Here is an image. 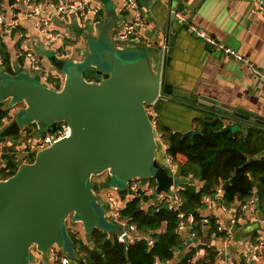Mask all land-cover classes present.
<instances>
[{"label":"water","instance_id":"obj_1","mask_svg":"<svg viewBox=\"0 0 264 264\" xmlns=\"http://www.w3.org/2000/svg\"><path fill=\"white\" fill-rule=\"evenodd\" d=\"M139 1L143 7L157 2ZM123 52L124 48L110 47L93 54L97 61L88 64L87 70H93L90 73L80 69L79 61L66 66L65 60L46 54L51 66L65 70L59 90L42 84L39 76L32 80L19 77L21 68L17 66L13 75L0 73V104L7 102L5 111H12L10 122L0 131V140L10 137L18 142L19 131L30 125L36 128V138L52 133L60 122L71 130L69 138L38 151L32 163L20 161L11 177L0 180V264H30L32 249L45 258L51 248L65 250L64 226L70 217H75L92 246L90 238L95 230L108 233L100 225L94 205L107 210L96 193L107 189L111 181L117 183L114 190L120 200L127 194L126 185L135 179L143 184L155 181L154 199L169 193L171 186L188 183L171 177L157 162V144L146 110L153 107L155 111L165 102L183 104L174 96L168 77L169 51L159 50L156 62L150 56L127 60L121 56ZM102 66L108 71L98 69ZM90 76L92 81L87 80ZM12 100L21 107H12ZM200 106L214 108L206 102L196 107ZM221 118L228 121L222 132L233 133L250 124L264 127L262 117L240 109ZM104 174V182H93L92 178ZM249 230L264 231V216ZM121 232L115 225L109 236ZM241 235L234 237L230 248ZM221 263L219 259L217 264Z\"/></svg>","mask_w":264,"mask_h":264},{"label":"crops","instance_id":"obj_2","mask_svg":"<svg viewBox=\"0 0 264 264\" xmlns=\"http://www.w3.org/2000/svg\"><path fill=\"white\" fill-rule=\"evenodd\" d=\"M40 1L47 2L48 0ZM66 1L71 0H53L54 3ZM101 4L100 17L96 18L88 14L86 18L81 19L75 16V22H70L72 32L79 35L82 34L84 28L92 26L94 34L102 29L106 34L107 29L105 28L113 27L115 24L117 26V22L120 21L118 16H121L123 19L118 26L120 27L117 31L119 33L128 16L118 11L117 0H101ZM252 4L253 0H157L155 3L151 1L146 6H142L143 27L139 30L138 36L128 42L139 51L135 57L150 56L155 62L158 59L159 50L166 48L169 51L167 54L170 57V66L167 68L168 77L173 85L174 96L183 104L165 102L157 110L154 111L153 107L152 110L156 120L170 131L181 134L191 131L192 125L197 120L203 119L206 111L218 114L219 117H227L234 110L240 109L264 119V79L254 75L243 62L225 52L226 49L232 51L264 74V17L251 13ZM0 5L8 22L13 17L17 29L10 31L4 27L0 30L1 43L9 54L12 68L22 67L23 59L20 54L23 49L30 52L36 51L43 57L51 53L54 55L63 53L71 57L74 44L77 53L83 54L84 43L82 41L74 43L76 42L74 38L61 32V24L54 22L55 17L60 23L70 20L69 17L62 20L58 15L50 12L48 19L51 30L60 31L64 38L49 46H43L42 39L35 28L34 19L28 17L29 9L25 0H0ZM28 20H31V24ZM190 26L203 31L214 41L215 45H209L198 39L190 31ZM114 28L110 31L111 37ZM20 35L26 41L25 44L21 41ZM96 43L101 47L97 53L90 50L91 57L110 47L122 48L111 40L102 42L96 39ZM19 59H21V65L18 63ZM73 61L77 60L73 58ZM46 71L51 73L47 69ZM50 78L48 83L53 81ZM63 79L64 75L60 76L61 82L57 78L55 86L61 87ZM90 79L94 78L90 76ZM202 101L214 108L196 107ZM7 104V102L3 103L0 110H5ZM229 108H232V111H229ZM11 114L12 111L8 114L6 112V124L10 122ZM223 123L225 126L228 121L224 120ZM31 131L35 134L36 128H31ZM13 143L18 144L10 137L6 138V142L0 141L1 145L4 144L0 153V165H3L2 157L7 154L13 156L15 165L20 162L11 153L13 149L19 150V146ZM203 215L216 217L221 216V213L217 208H212L204 211ZM256 219L257 216L246 214L239 220V231L243 236H264L263 230H249L256 223ZM179 235L183 239L180 233ZM215 242L216 248L219 249L220 244L217 240ZM192 247H194V242L190 243L187 250ZM234 247L228 248L229 254L233 255L238 251V247ZM177 263L176 255L168 262V264ZM258 264H264V261Z\"/></svg>","mask_w":264,"mask_h":264},{"label":"trees","instance_id":"obj_3","mask_svg":"<svg viewBox=\"0 0 264 264\" xmlns=\"http://www.w3.org/2000/svg\"><path fill=\"white\" fill-rule=\"evenodd\" d=\"M21 65V59L18 60ZM0 68L13 75L10 57L0 38ZM87 80L91 81L90 78ZM60 86L52 89L59 90ZM3 104H0V108ZM6 115L0 110V118ZM225 119L205 112L203 119L192 125L191 135L172 132L157 121L156 131L161 134V141L166 154L178 164V175L187 180L180 192V211L186 217L191 216L192 231L196 233V246L187 250L190 243L182 240L178 233L176 213L168 210L164 203H152L153 197L133 195L124 196L120 201L119 217L134 225L137 235L149 234L152 245L144 238L136 240L129 246L116 241L95 230L90 238L92 246L86 240L78 238L68 229L66 239L72 250L79 257L77 264H165L174 256L177 264H191L198 250H203V257L194 264H217L216 239L220 236L214 231V222L205 232L199 222L205 210L201 199L212 196L214 189L222 185V200L227 207L245 203L251 197L256 199L258 211L264 215V127L250 124L242 130L222 132ZM226 126V125H225ZM35 128L30 125L25 129ZM245 131V132H244ZM35 155L29 156L27 163H32ZM4 168L0 171V180L11 177L17 170L11 154L2 157ZM7 171V172H6ZM105 174L92 178L93 182L104 180ZM155 184L154 180L149 181ZM31 257L35 264H40V255L32 249ZM32 261L30 263H33ZM74 263V262H73ZM57 264V263H53ZM239 264H243L240 262Z\"/></svg>","mask_w":264,"mask_h":264},{"label":"built area","instance_id":"obj_4","mask_svg":"<svg viewBox=\"0 0 264 264\" xmlns=\"http://www.w3.org/2000/svg\"><path fill=\"white\" fill-rule=\"evenodd\" d=\"M118 2V11L122 14L128 16V19L125 20L121 26V31L117 34V38L120 41L128 42L133 38L138 36L139 30L143 27L144 20L142 14V6L139 0H117ZM26 6L29 9L28 17L29 19H34L35 28L38 34L41 37L43 46H49L50 44L59 42L62 40L63 34L60 31L51 30L50 21L48 15L50 12L62 20L69 17V15L74 14L78 18H86L88 14H92L94 17H100L101 14V0H71L66 2L54 3L53 0H48L47 2H42L40 0H25ZM251 13L254 15H261L264 17V0H253ZM182 19V17L179 15ZM12 19L8 22V18L4 14L3 8L0 5V30L4 27H7L10 31L17 30L16 24ZM190 31L200 40L206 42L209 45H215L214 41L207 36L203 31L197 29L194 26H190ZM21 41L25 44L26 41L20 35ZM166 48H162V51H165ZM226 53L234 56L237 60L244 63V65L256 76L264 79V74H261L259 70L254 67L253 64H250L248 61H244L240 56L234 54L230 50H225ZM61 53V52H59ZM58 55V56H57ZM55 54L56 58L64 59L65 55ZM20 57L23 59V64H26L29 69L33 72H41L39 75L40 81L45 86L52 89L55 86V80L58 78L60 81V76H54L51 73L47 72L41 67L40 61L32 54V52L23 49ZM51 77V78H50ZM52 79V82L48 83V80ZM92 81V80H91ZM51 85V87L49 85ZM62 84V83H61ZM149 116L150 122L154 130V138L157 146L163 148V165L168 174L171 177H179L178 175V164L175 163L172 158L166 154L164 145L161 141V134L158 133L155 129L156 127V117L153 114L152 107L146 109ZM7 118H0V131L7 125ZM19 140L18 146L20 152L24 153L25 157L22 159V163H27V159L31 155H35L38 151H41L45 148L52 146L53 144L67 139L71 135L70 127L64 123H57L55 129L52 133H45L39 138L35 137V134L25 128L19 131ZM3 149V146L0 144V153ZM4 168V165H0V171ZM7 172V171H6ZM105 178L102 182H104ZM153 180V179H151ZM150 181V180H149ZM149 181L145 184L141 183L138 179L130 181L125 189L127 195H133L136 198L142 196L145 197H154L156 184H150ZM188 181V179H187ZM99 183V182H94ZM183 185L171 186L169 193H160L155 199L158 200V203H164L168 210L176 213L178 218V231L183 237L182 240L187 243H193L194 247L196 246L195 242L197 241V236L194 231H192V222L193 219L191 216L185 218L183 213L180 211L181 206V197L180 192L183 190ZM107 195L105 204L107 207V212L114 221L115 225L121 227L122 232L120 234H115L116 241L124 246H129L133 244L136 240L144 238L149 246L152 245V241L146 234L142 237L137 235L136 228L134 225L128 224V222L119 217L120 210V196ZM201 203L204 205L205 210L212 208H217L221 213V216L211 217L209 215H202V219L199 222V226L206 232L211 226V219H213L214 231L219 233L220 236L216 239L220 244L219 249H217V258L222 259L221 264H258L264 261V236H243L241 235L240 240L236 243L235 247H238V251L230 255L229 247L230 242L234 239L237 234H240L239 231V220L246 214H252L257 216L255 220L256 223L260 222L261 213L258 211L256 199L251 197L245 203L239 205H231L227 207L222 200V185L217 186L214 189L212 196H205L201 199ZM259 231V230H257ZM264 234V232H262ZM252 238V239H250ZM244 240V242H243ZM241 245V246H239ZM234 247V248H235ZM56 248H51L49 251V260L50 262L57 264H73L71 260L64 256H58L56 253ZM203 250H198L194 257L191 260V263L194 264L200 255H203ZM160 264V263H155ZM165 264H168L165 263Z\"/></svg>","mask_w":264,"mask_h":264},{"label":"rangeland","instance_id":"obj_5","mask_svg":"<svg viewBox=\"0 0 264 264\" xmlns=\"http://www.w3.org/2000/svg\"><path fill=\"white\" fill-rule=\"evenodd\" d=\"M69 18L71 21L67 20L66 22L60 23L59 19L55 17L54 22L56 24H61V26H60L62 29L61 32L63 34L65 33V35L67 34L70 38H74L73 40L76 41L74 43L82 41L84 43V46H83L84 51H83V54L79 55L77 53V51L75 50L76 48H74V44H73L72 45L73 49H71V51H73V53H72L73 55L71 57L69 55H67V56H65L67 58H64L66 66H69L73 62V58H75L77 61H80L82 63L80 65L81 70L86 71L87 73L92 72L93 70L92 71L87 70L88 64L92 63V62L95 63L97 61V59L92 58L91 54L89 52L94 51L95 53H97L101 47V46H98V44L96 43V39H98L102 42H106V41L111 40L112 42L118 43L120 46H122V48H124V52L121 54V56L123 58H126L127 60L128 59H134V57L139 54V51L136 50L135 47H133L131 45V43L120 41L117 38V34H118L117 31L120 29V27H118V26L121 24V22H122L121 20L123 19V17L118 16V18H120L119 19L120 21L117 22V26L115 24L113 27L105 28V29H107L106 34H104V31H105L104 29H102L101 31H98L94 34V28L92 26H89V28H84L82 34H79V35H76L74 32H72L71 26H70V22H75L74 21V19L76 18L75 15L71 14V15H69ZM103 19H104V17H103ZM28 21L31 24V22H30L31 20H28ZM113 22H115V20H113ZM104 27H106V26L104 25ZM114 27H116V28H114ZM113 28H114V31H113V35L111 37L110 31ZM90 34L94 35V36H91ZM32 54L40 61L41 67L44 70H46V69L49 70L52 73V75H54V74L58 75L59 74L60 76H62L65 74L64 69H62L61 71H58L53 66H51L49 64V62L46 60V56L43 57L36 51L35 52L33 51ZM98 69L101 70L102 72L108 71V68H106L105 66L99 67ZM41 74H42L41 72L31 71L26 64H23L21 67V72L19 73V77H24V78L32 80L34 76H39ZM202 102H204V101H202ZM9 104H11L12 107L17 105L16 102L13 100L10 101ZM15 107H21V105L18 104ZM29 130L31 131V128H29ZM0 141H2V143L6 142V138L1 139ZM13 144L18 145L17 143H13ZM11 153L14 154V157L18 161H22V159L25 157L24 153L20 152V150L13 149V150H11ZM163 155H164L163 148L158 145L155 156H156L157 162L160 165H163ZM263 155H264V151L258 157L263 156ZM27 161H29V159H27ZM116 184L117 183H115L114 181H111L107 189L97 191L96 197H99L101 199L102 204L105 205L107 203V200H106L107 195H110V194L115 195L116 194V192L114 191V186ZM119 188H121V187L119 186ZM157 202H158L157 199H154L152 201V203H154V204H156ZM94 207H95V210L97 211V213L99 215L100 225L102 227H104L105 229H107L108 234L113 232L115 224H114V221L112 220V218L110 217L109 213L107 212V210H103L102 206L98 205V204L94 205ZM65 229H68L70 233L75 234L78 238L85 240V235H84V232L82 230V227L79 226V224L75 223V217H70L68 219V221L65 223L64 231L67 234V231ZM56 250H57L56 253L59 254L58 256H64V257L68 258L69 260H71L72 263L79 260V257L72 250L68 241H66V249L65 250H59L57 248H56ZM202 254H204V253H202ZM202 257H203V255H200L198 258H202ZM29 258H31L30 260L32 262L34 261V259L32 257H29ZM39 262H40V264H52L50 262L49 258H45L44 256H40ZM30 264H35V262L30 263Z\"/></svg>","mask_w":264,"mask_h":264},{"label":"flooded vegetation","instance_id":"obj_6","mask_svg":"<svg viewBox=\"0 0 264 264\" xmlns=\"http://www.w3.org/2000/svg\"><path fill=\"white\" fill-rule=\"evenodd\" d=\"M88 78H90V77H88Z\"/></svg>","mask_w":264,"mask_h":264}]
</instances>
